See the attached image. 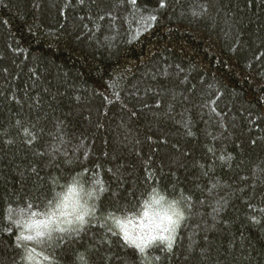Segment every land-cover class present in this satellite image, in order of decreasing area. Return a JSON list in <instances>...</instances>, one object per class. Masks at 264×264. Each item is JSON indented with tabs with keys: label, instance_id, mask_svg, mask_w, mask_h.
I'll list each match as a JSON object with an SVG mask.
<instances>
[{
	"label": "trees",
	"instance_id": "obj_1",
	"mask_svg": "<svg viewBox=\"0 0 264 264\" xmlns=\"http://www.w3.org/2000/svg\"><path fill=\"white\" fill-rule=\"evenodd\" d=\"M73 179L94 224L18 238ZM153 189L190 211L151 261L264 264V0H0V264H141L103 218Z\"/></svg>",
	"mask_w": 264,
	"mask_h": 264
},
{
	"label": "clouds",
	"instance_id": "obj_2",
	"mask_svg": "<svg viewBox=\"0 0 264 264\" xmlns=\"http://www.w3.org/2000/svg\"><path fill=\"white\" fill-rule=\"evenodd\" d=\"M95 189L73 179L58 189L53 199L40 209L34 206H9L5 220L17 231L18 238L33 241L40 249L56 236L82 234L94 224L98 205ZM186 197L170 198L160 189H153L129 211L106 213L104 227L113 237H119L134 249L141 264H156L150 253L154 248L171 252L181 226L189 218ZM147 258V259H145ZM23 264H35L28 255ZM74 264H87L85 253H78Z\"/></svg>",
	"mask_w": 264,
	"mask_h": 264
}]
</instances>
